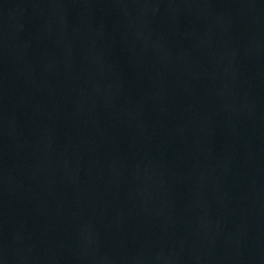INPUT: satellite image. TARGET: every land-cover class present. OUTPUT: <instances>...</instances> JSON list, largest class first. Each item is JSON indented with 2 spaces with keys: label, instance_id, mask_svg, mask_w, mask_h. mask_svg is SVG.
Listing matches in <instances>:
<instances>
[{
  "label": "water",
  "instance_id": "1",
  "mask_svg": "<svg viewBox=\"0 0 264 264\" xmlns=\"http://www.w3.org/2000/svg\"><path fill=\"white\" fill-rule=\"evenodd\" d=\"M0 264H264V0H0Z\"/></svg>",
  "mask_w": 264,
  "mask_h": 264
}]
</instances>
